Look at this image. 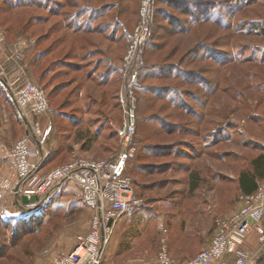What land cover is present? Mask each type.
I'll use <instances>...</instances> for the list:
<instances>
[{
  "label": "rangeland",
  "instance_id": "374dc122",
  "mask_svg": "<svg viewBox=\"0 0 264 264\" xmlns=\"http://www.w3.org/2000/svg\"><path fill=\"white\" fill-rule=\"evenodd\" d=\"M142 21L151 34L128 57ZM261 21L264 0H0V53L17 62L0 61V76L18 72V85L48 96V110L34 114L46 116L35 125L41 133L51 125L33 158L42 172L113 156L119 96L133 93L136 152L125 174L139 202L114 222L102 264H158L163 248L182 262L209 244L217 218L238 209V173L264 152ZM2 101L13 102L0 77ZM14 187L0 185V264H53L90 221L78 184L25 205ZM254 264H264V245Z\"/></svg>",
  "mask_w": 264,
  "mask_h": 264
},
{
  "label": "built area",
  "instance_id": "2783aa9c",
  "mask_svg": "<svg viewBox=\"0 0 264 264\" xmlns=\"http://www.w3.org/2000/svg\"><path fill=\"white\" fill-rule=\"evenodd\" d=\"M150 34L146 21L134 27L128 57ZM130 76L133 82L136 72L132 71ZM0 77L19 115L28 125L25 136L12 145L3 159L13 167L17 176L14 195L19 198L22 195H36L38 200L28 203L34 204L64 182H76L83 202L91 211L90 221L87 230L76 236L73 247L54 254L52 263L102 264L114 222L139 202L131 180L125 174L127 163L135 150L131 143L136 128V106L132 91L128 88L119 96L122 118L115 131L121 147L113 156L102 159L77 157L42 172L39 160H32L31 155L43 156V143L51 125L41 133L39 127L35 126L37 123L32 124L29 118L48 110L47 92L31 82L18 85L17 78L8 80L5 76ZM32 140L38 146L34 153L29 146ZM238 199L240 205L236 211L216 219L214 233L206 247L183 262H174L163 248L158 264H254L258 251L264 245V178L253 192L241 193ZM249 234L255 235L254 247L246 246Z\"/></svg>",
  "mask_w": 264,
  "mask_h": 264
},
{
  "label": "crops",
  "instance_id": "0c3cea01",
  "mask_svg": "<svg viewBox=\"0 0 264 264\" xmlns=\"http://www.w3.org/2000/svg\"><path fill=\"white\" fill-rule=\"evenodd\" d=\"M0 49H1V45H0ZM2 54H4V56ZM6 56L7 55H5L4 52H1L0 61L5 62L6 58H9V57L12 58L13 54L12 53L9 54V57H6ZM12 59L17 64L16 60H14L15 57ZM17 73L16 75H17L18 82L21 83L22 82L21 80L24 79V76L20 75L19 73L17 74ZM16 75L10 74V76L8 77L9 79L8 78L7 79L13 80L16 78ZM45 119H46L45 115H41V116L32 115L29 118L32 124H35L38 121L39 124H42V125L46 124ZM27 131H28V125L19 115L14 103L13 102L10 103L7 101L0 102V176H1L0 185H2L3 188L11 187L13 185H16L17 183L16 181L17 176L15 175L16 173L14 172V169L9 163L4 162L3 159L5 155L7 154V151L9 150V148L14 144V142L17 141L19 138L25 136ZM31 152L34 153V150H32V147H31ZM31 158L32 159L34 158L33 154L31 155ZM19 204H22L21 200H19ZM254 243H255V235L249 234L247 237L246 244H248L250 247ZM66 249L68 250V248L65 247V250Z\"/></svg>",
  "mask_w": 264,
  "mask_h": 264
},
{
  "label": "trees",
  "instance_id": "16d2710c",
  "mask_svg": "<svg viewBox=\"0 0 264 264\" xmlns=\"http://www.w3.org/2000/svg\"><path fill=\"white\" fill-rule=\"evenodd\" d=\"M228 15L231 16L232 14L228 13ZM229 19H230V17H229ZM257 26H259V29H258L259 32L261 34H264V21L259 22V24H257ZM229 28H230V25L228 26V24H226V26L223 29H229ZM250 32H251V30H250ZM169 73H173V71L172 72H166L165 76H171ZM152 75H153V73H152ZM176 77L179 78V76H176ZM212 87L209 86V89H208V92L210 91L211 95L215 94V92L217 91L215 87H213V88ZM142 88L143 87L141 86L140 91H142ZM146 91H147V88L146 89L143 88L142 92L145 93ZM145 97L146 98L143 97V100H141V106H143L145 108V110H147L148 108L149 109L151 108V105H150L151 98L150 97L148 98L147 96H145ZM171 101H173L174 106L176 108H178V104H177V102H175L176 99L171 98ZM173 104H171V105H173ZM144 105H146V106H144ZM137 123H138V107H137V113H136V128H137ZM136 128H135V133H136ZM147 135H149V134H144L142 139L143 138L145 139ZM134 137L135 136H133V139L131 142L133 145H134ZM147 137H149V136H147ZM135 152H136V149H135ZM263 178H264V152L261 151L258 154H256L255 156H253L252 158H250L248 165L239 171L238 177H237V182H238V187H239L240 192L245 193V194L253 192L257 188L258 182L260 180H262ZM259 257L257 258V261L258 260L260 261Z\"/></svg>",
  "mask_w": 264,
  "mask_h": 264
},
{
  "label": "water",
  "instance_id": "95a60500",
  "mask_svg": "<svg viewBox=\"0 0 264 264\" xmlns=\"http://www.w3.org/2000/svg\"><path fill=\"white\" fill-rule=\"evenodd\" d=\"M25 122H26V120L25 119H23ZM26 124H27V122H26ZM20 200H21V202L23 203V204H28V203H30V202H36L37 200H38V197L36 196V195H31V196H29V197H27L26 195H22L21 197H20ZM111 223V221H109V224Z\"/></svg>",
  "mask_w": 264,
  "mask_h": 264
}]
</instances>
